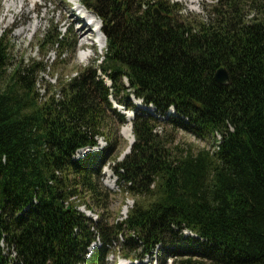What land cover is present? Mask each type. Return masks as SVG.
Segmentation results:
<instances>
[{
    "label": "trees",
    "instance_id": "obj_1",
    "mask_svg": "<svg viewBox=\"0 0 264 264\" xmlns=\"http://www.w3.org/2000/svg\"><path fill=\"white\" fill-rule=\"evenodd\" d=\"M84 1L105 48L68 81L39 85L48 52L74 53L65 34L47 28L26 63L0 35V264H107L114 242L139 262L264 264V0H216L204 18L163 0ZM111 101L133 113L111 167L133 203L109 223L100 173L126 125ZM160 125L210 148L170 147Z\"/></svg>",
    "mask_w": 264,
    "mask_h": 264
},
{
    "label": "rangeland",
    "instance_id": "obj_2",
    "mask_svg": "<svg viewBox=\"0 0 264 264\" xmlns=\"http://www.w3.org/2000/svg\"><path fill=\"white\" fill-rule=\"evenodd\" d=\"M167 1L176 3V6L180 8V12L183 15L190 17L201 16L204 18L205 6L210 5L216 0H163V2ZM84 2H86L87 8L91 4L84 0H0V35H3L5 40H9L15 63L19 61L26 63L33 58L39 59L42 56L46 45H42L43 47L41 48H37L36 45L39 42L38 39H40L47 28H55L60 34H65L67 39L63 43L74 46V53L72 55L64 53L58 58L56 53L61 50H57L56 53L50 51L46 54L45 61L48 67L44 73L40 74L39 85H44L45 82L57 85L59 79L68 81L80 69L89 66L93 60L102 55L105 48L104 37L100 31H95L97 30V26L100 27V20L95 18L97 24L89 25L88 21L84 20L83 22L78 18L82 17L79 15L80 8L78 5ZM82 9L84 8L82 7ZM91 16L94 17L92 12ZM75 19H78L77 22ZM70 24H72L71 27ZM83 25L89 30L88 34H90V37L87 41L83 40L84 38L77 37L76 34L74 35L76 29ZM106 84L108 85L109 83L107 82ZM42 94L43 91L40 90V95ZM130 102L145 113L157 116L151 108L141 106L140 101L131 98ZM111 103L116 111L124 114L126 118L127 111L121 106L116 105L114 101H111ZM128 112L130 113V111ZM124 127L125 125L118 128V135L120 136L119 145L115 150V154L102 167L100 173V182L109 192L108 212L106 213L109 223L122 221L126 217L127 209L133 203L131 197L119 191L116 177L111 170L115 162L121 161L119 160L120 156L128 147L127 138L122 133ZM159 127L161 130L157 133L166 137V142L170 147L176 145L177 148L187 149V152L191 153H196L200 149L210 148V140L209 142L198 140L188 133L173 130L169 126L160 125ZM105 146L106 142L100 137L97 138V146L94 149H101ZM87 150H79L77 154L81 155L87 152ZM125 208L126 212H123ZM77 210L91 218V220L97 218V210L89 211L82 204H78ZM123 234L125 233L123 232ZM118 238L121 239L122 237L119 236ZM112 249L113 252L106 256L107 264H174L171 258L163 260L158 256L157 258L144 257L140 262L131 258H122L123 253L116 242L112 244ZM13 256L14 254L11 252L10 258Z\"/></svg>",
    "mask_w": 264,
    "mask_h": 264
},
{
    "label": "bare ground",
    "instance_id": "obj_3",
    "mask_svg": "<svg viewBox=\"0 0 264 264\" xmlns=\"http://www.w3.org/2000/svg\"><path fill=\"white\" fill-rule=\"evenodd\" d=\"M79 6V8H80V12H79V15L80 14H84V18L83 17H78L79 19H81L83 22H84V20H86V21H88V24L90 25H96L97 24V21H96V19L95 18H97L95 15H94V17L93 16H91V12H90V10H88L87 8H85L84 6H82L81 4L80 5H78ZM80 6H82L84 9H82V7H80ZM89 13H88V12ZM93 15V14H92ZM77 20L78 19H75V21L77 22ZM73 21V20H72ZM70 22V21H69ZM71 25L72 24H70V27H71ZM95 31H97L98 32V29L97 30H95ZM89 33V30H87L86 29V26L85 25H83V26H81V27H79L78 29H76V31L74 32V35L76 34V36L77 37H79V38H84L83 40H89V37H90V34H88ZM82 40V41H83ZM82 43V42H81ZM87 43V42H86ZM102 43H103V41H102ZM103 45V44H102ZM84 46V45H83ZM141 105V104H140ZM142 106V105H141ZM131 119H132V114H131V112L129 113L128 111H127V113H126V125H125V127L123 128V130H122V133H123V135H124V137L125 138H127V141H128V145H129V143L131 142V131H130V121H131ZM111 186H112V184H111ZM126 210V208L125 209H123V212H126L125 211Z\"/></svg>",
    "mask_w": 264,
    "mask_h": 264
},
{
    "label": "water",
    "instance_id": "obj_4",
    "mask_svg": "<svg viewBox=\"0 0 264 264\" xmlns=\"http://www.w3.org/2000/svg\"><path fill=\"white\" fill-rule=\"evenodd\" d=\"M154 13L158 14V12L156 10H154ZM213 79L219 85H223V86L228 85L229 84V76H228L227 69L223 66L218 67L213 73ZM130 131H131V123H130ZM132 143H133V137H132L131 142L129 143L128 147L125 149L123 154L120 156L119 160H122L124 158V156L129 153L130 146ZM47 264H50V263H47Z\"/></svg>",
    "mask_w": 264,
    "mask_h": 264
},
{
    "label": "built area",
    "instance_id": "obj_5",
    "mask_svg": "<svg viewBox=\"0 0 264 264\" xmlns=\"http://www.w3.org/2000/svg\"><path fill=\"white\" fill-rule=\"evenodd\" d=\"M156 130H157V132H160V128L159 127H156Z\"/></svg>",
    "mask_w": 264,
    "mask_h": 264
}]
</instances>
